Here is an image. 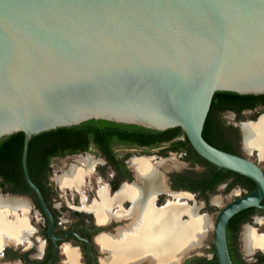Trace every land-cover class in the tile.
Here are the masks:
<instances>
[{"label": "water", "instance_id": "1", "mask_svg": "<svg viewBox=\"0 0 264 264\" xmlns=\"http://www.w3.org/2000/svg\"><path fill=\"white\" fill-rule=\"evenodd\" d=\"M217 92L264 94V0H0V140L24 134V179L54 246L53 216L28 170L33 136L93 120L180 128L202 159L256 185L214 223L216 262L233 264L227 225L262 207L264 171L204 139ZM262 122L236 126L244 150L264 160L245 133Z\"/></svg>", "mask_w": 264, "mask_h": 264}, {"label": "flooded vegetation", "instance_id": "2", "mask_svg": "<svg viewBox=\"0 0 264 264\" xmlns=\"http://www.w3.org/2000/svg\"><path fill=\"white\" fill-rule=\"evenodd\" d=\"M259 112L264 114V108L260 107L255 111H245L243 118H245V115L252 114L251 116H253ZM235 118H237L236 114ZM180 140H184V135L177 136L167 142L156 143L152 146L114 143L111 145V154L115 157L116 163H113L93 142L89 143L88 151H79L74 154L67 153L62 157L55 156L50 158V171L44 176L42 181L44 190L40 189V191L47 208L53 216L54 226L52 235L57 238L55 246L48 232L49 219L40 207L36 195L28 191H13L7 186L2 189L0 188V223L2 225L8 224L9 226H13L16 231L11 234L10 238L8 236L6 237L9 239L8 241H3L0 244V264L109 263L112 253L103 247L101 240L122 241L124 238L128 239L133 236L136 228L143 227V221L141 220H143L144 216L148 218L150 212L147 208L146 210L142 208L143 215H141L140 209L136 208L137 205L141 206L143 204V198L136 200V198L126 196L118 201L116 196L124 188L136 187L147 190L148 188L156 187L158 183L157 179L138 178L136 170L132 166L133 161L137 160L148 161L154 171L156 170L162 184L163 189L152 194L151 202L149 199L151 203L150 207L155 210H168L172 207H177L181 210L178 214V219H181L180 223L182 225L192 224L193 227L189 234H186L184 231L182 232V238L187 235L190 238L186 245L179 249L167 262L155 263L153 259L150 260L146 256L136 264H218L216 262L214 244L207 249L205 246L206 229H202V223L196 225L194 219L202 220L206 216L205 213H210L215 209L221 211L230 202L250 192L236 182L237 177L234 175H230L223 182L216 184L212 189L204 192L200 188H189L191 182L200 183L202 181L206 167L198 161L189 159L188 152H176L172 149V144ZM121 150H124L126 153L119 155V151ZM153 151L156 153L151 156L150 154ZM256 152L259 155V152ZM231 154L251 160L264 171V166L261 164H264V160L261 159L262 162L260 163L259 160L250 158L244 153L242 138L239 141V148ZM78 155L93 156L91 159L88 158L91 161L90 165L86 166L81 163L83 160H78L77 163L73 162L69 166L70 168L67 171L65 170L66 172L64 174L57 175L59 177L55 175L53 170L55 162ZM172 156H178L181 159L182 164L180 167L184 166L183 170H180L179 167L174 168L173 166L170 167L171 169L169 171L163 168ZM100 162H103L106 168L111 171V177L109 184L100 188L97 191V195L94 196V192L90 190L94 189V183L92 181L94 175L91 171L94 165ZM73 169L82 172L81 177L77 181H71L65 185L62 184L61 178L65 175L70 176ZM224 171L230 172L227 170ZM65 188H73L77 192V195L72 201V205L64 203L60 207H57L55 206L56 191L57 189ZM234 190L241 191V194L227 198ZM102 191L105 194V212L107 215L105 220L100 222L94 208L101 207L104 203L100 195ZM219 193L222 194L224 199H228L227 204L221 209L213 206L211 203L213 196L217 201L219 200ZM149 202L147 203L148 206ZM261 205V208H250L240 212L239 226L231 233L232 237L235 236L234 240H232L233 238L231 240L234 243L235 258L238 264H261L264 261V247H257L251 254H246L243 241L246 229L253 231L257 237H262L257 235L256 230H252L247 226L253 224L256 219L264 222V200ZM67 212H70L71 216L67 215ZM150 233L151 231H149ZM5 234L9 235L10 233L5 231ZM172 234L174 233L172 232ZM202 235L204 238H202ZM181 237L179 236V238ZM172 242L174 243L175 240H172ZM209 253H212V257H209ZM149 257L151 256L149 255ZM233 264L235 263L233 262Z\"/></svg>", "mask_w": 264, "mask_h": 264}, {"label": "trees", "instance_id": "3", "mask_svg": "<svg viewBox=\"0 0 264 264\" xmlns=\"http://www.w3.org/2000/svg\"><path fill=\"white\" fill-rule=\"evenodd\" d=\"M264 108V94L259 96L240 95L233 92H217L213 98L210 113L203 131L204 139L215 148L233 153L239 148L241 140L240 130L237 127L227 126L222 116L227 112L236 114L238 120H243L245 111H255ZM262 113H255L250 120H257ZM184 135V140L172 144L176 152H188L189 159L202 163L206 167L202 181L191 182L189 188H200L202 192L212 189L216 184L223 182L230 175L236 176V182L241 184L248 192L255 189L256 185L250 179L236 173L220 170L218 167L202 159L192 148L189 140L180 128L167 131H154L134 125L115 124L107 121H87L78 126L59 128L43 132L32 137L28 150V170L32 182L44 190L42 181L50 171V158L74 154L79 151H88L89 143H95L109 159L116 163L111 154V145L123 143L136 146H152L172 140ZM24 134L15 133L0 140V188L6 186L13 191L22 190L31 192L27 186L21 164ZM193 153L191 154V152ZM199 183V184H198ZM198 184V185H197ZM241 213L233 217L228 224V246L231 258L236 263L234 252V237L231 233L240 223ZM233 238V239H232ZM232 239V240H231Z\"/></svg>", "mask_w": 264, "mask_h": 264}, {"label": "bare ground", "instance_id": "4", "mask_svg": "<svg viewBox=\"0 0 264 264\" xmlns=\"http://www.w3.org/2000/svg\"><path fill=\"white\" fill-rule=\"evenodd\" d=\"M258 132H264V122H262L261 125L257 128L245 129L247 138L246 146L247 148H250L254 145H257L260 150L261 158L264 159V144H256L254 141L256 135L259 134ZM81 163L89 166L91 161L86 159L81 161ZM132 166L136 170L139 179L153 178L157 179L158 183L156 187H151L147 190H142L141 188L136 187L124 188L116 196L118 201L125 198L126 196H131L134 199L136 198V200L139 198H143V204H141L142 207L140 205H137L136 208L140 209L141 215H143L142 210L144 208V210H146L147 208L150 212L148 218H145L144 216L143 220H141L143 221V227L140 225L141 227L136 228L133 236L129 237L128 239L124 238V240L122 241L108 239L101 240L103 247L106 250L111 251L112 253V255L110 256L111 261L107 264H136L146 256L150 260L153 259L155 263L167 262L179 249L186 245L190 236L187 235L186 237L182 238V232L184 231L186 234H189V232H191L192 230L193 225H182L178 221V214L181 210L177 207H172L168 210H155L150 207L152 194L163 189L159 175L157 174L156 170L154 171L153 167H151L149 162L146 160L133 161ZM81 173L82 172L78 171L77 169H73L70 176L65 175L61 178V183L65 185L70 183L71 181H77L81 177ZM100 195L104 201V192H100ZM146 201L149 202V206L147 205L148 202ZM105 206L106 203L104 201L101 207L98 206L97 208H94L97 214V218L100 222L104 221L107 215L105 212ZM194 223L196 225L202 223V229H205L208 224L206 218H202V220L194 219ZM5 231L10 234L4 235ZM149 231H151L152 234H149ZM13 232H16L13 226H9L8 224L2 225L0 223V244H2L3 241H8V238H10ZM172 232L174 234H172ZM7 236L8 238H6ZM179 236L181 238H179ZM202 238H204L203 235ZM172 240H175V242L173 243ZM243 241L244 251L246 254H251L257 247H264V240L260 237H257L253 233V231L249 229L245 230ZM149 255L152 258L149 257Z\"/></svg>", "mask_w": 264, "mask_h": 264}, {"label": "rangeland", "instance_id": "5", "mask_svg": "<svg viewBox=\"0 0 264 264\" xmlns=\"http://www.w3.org/2000/svg\"><path fill=\"white\" fill-rule=\"evenodd\" d=\"M251 115L252 114L245 115V118L243 120H239V122H245V121L250 120ZM222 119H223L224 123L231 125V126H236V124H238L237 118H235V116H233L232 113L225 114L222 117ZM236 127H238V126H236ZM125 153L126 152L124 150L119 151V155H123ZM154 153H156V152L153 151L150 155L152 156ZM244 153L247 156H249L250 158L257 159L260 161V163L262 162V160L260 159L256 150H252V151H245L244 150ZM92 157L93 156H91V155H85V156L84 155H78L76 157L65 158V159L59 160V161L55 162V164L53 165L54 173L56 176L60 175V174H64L70 168L69 166L73 162L77 163L78 160H84V159H88V158L91 159ZM166 163L163 167L166 169V171H169L171 169L170 168L171 166H173L174 168L179 167L180 170L184 169V166L180 167L182 164V161L178 156H172L171 158L168 159V161ZM261 164H262V166H264L263 163H261ZM105 168H106V165L103 162L95 164L94 167L92 168L91 173H93V175H94V177L92 179V181L94 183V189L93 190L90 189V190L94 192V196L97 195V191L100 188L105 187L109 184V180L111 177V171L109 169H107V168L105 169ZM57 177H59V176H57ZM239 194H241V191L234 190L227 196V198H230L231 196H234V195L237 196ZM56 195L57 196L55 198L56 199L55 200V206L60 207V205L64 204V203L72 205V201L75 199L77 192H75V190L73 188L57 189ZM218 197H219V200L217 201L213 196L211 198V203L213 206H216L217 208L221 209L225 204H227L228 199H224V197L220 193H219ZM219 211L220 210L215 209V210H212L210 213L209 212L205 213L206 216L209 217V220L206 219L207 223L209 225L207 224V227H205V229H206V231H205V246L207 247V249H209L213 244L214 223H215V220H216V217H217ZM66 214L71 216L70 212H67ZM247 226H249V228L252 230H256L257 235L262 236L260 238H262L264 240V238H263L264 237V222L263 221L256 219V221L253 224H249ZM209 257H212V253H209Z\"/></svg>", "mask_w": 264, "mask_h": 264}]
</instances>
